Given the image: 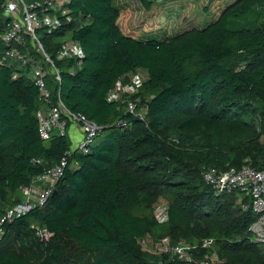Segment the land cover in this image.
<instances>
[{
    "label": "trees",
    "instance_id": "1",
    "mask_svg": "<svg viewBox=\"0 0 264 264\" xmlns=\"http://www.w3.org/2000/svg\"><path fill=\"white\" fill-rule=\"evenodd\" d=\"M143 3L150 10L156 1ZM64 8L58 25L39 30L62 76L58 83L50 74L47 85L52 100L60 93L102 129L88 152L73 148L68 132L40 136L52 101L41 97L31 66L2 62L9 19L0 0V218L23 200L22 186L67 161L44 203L3 224L0 264H264L251 196L219 193L203 176L211 167H264V0H234L200 24L184 12L180 29L142 35L124 32L118 0H68ZM67 38L81 57L60 56ZM138 69L148 78L130 112L127 97L110 94ZM42 227L50 239L38 235ZM165 237L194 246V259L146 252V242Z\"/></svg>",
    "mask_w": 264,
    "mask_h": 264
},
{
    "label": "built area",
    "instance_id": "2",
    "mask_svg": "<svg viewBox=\"0 0 264 264\" xmlns=\"http://www.w3.org/2000/svg\"><path fill=\"white\" fill-rule=\"evenodd\" d=\"M67 1L2 0L3 12L9 19L2 34V40L7 47L2 62H16L22 69L31 66L29 75L38 87L41 97L49 102L52 101L50 106L42 110L40 114V136L48 139L54 134L64 135L68 132L69 124L75 123L83 132L82 140L76 148L88 152V146L102 127L83 112L68 108L60 93L56 100H52V93L47 85V78L52 74L54 80L60 83L62 80L61 71L46 52L39 36L41 28L50 29L59 24V15L67 13L64 8V4ZM25 35L30 37V42H27ZM64 43V47L60 52L61 57H81L83 55L82 48L78 44L68 40ZM33 48L43 55L44 61L48 65L46 68L40 60L35 59L32 53ZM115 88L111 92L110 98L119 99L116 96ZM135 110V102H129L128 111L135 112ZM37 162L40 161L37 160ZM66 165V158H63L61 162L34 178L30 185L20 188L23 200L14 207H9L0 218V238L3 236V224L6 221H12L14 218L26 214L34 205L42 204L47 200L55 189L56 183L63 175ZM203 176L205 182L219 193L237 190L251 196L252 208L257 214V219L252 224L251 230L256 240L264 244V167L256 169L251 166H244L241 169L231 168L225 171L211 167L204 171ZM37 233L46 240L53 235L45 227L38 228ZM159 243L161 244V250L174 258L184 261H192L194 259L193 249L195 247L187 242L179 241L173 243L169 237H165ZM210 244L211 241H205L204 246ZM201 264H214V260L211 257H205Z\"/></svg>",
    "mask_w": 264,
    "mask_h": 264
},
{
    "label": "rangeland",
    "instance_id": "3",
    "mask_svg": "<svg viewBox=\"0 0 264 264\" xmlns=\"http://www.w3.org/2000/svg\"><path fill=\"white\" fill-rule=\"evenodd\" d=\"M118 1L124 4V11L119 20L124 32L138 34L142 28V31H150L154 29L160 31L166 29L176 31L180 29L184 25L177 21L178 15L185 9V13H187L191 19L194 20L193 22H197L198 24H200V22L204 23L211 17L219 14L221 8H226L234 0H170L167 1L166 5L159 3V0H155L156 3L150 10L146 9L143 0ZM169 9L172 10L169 11ZM65 40H68V38L63 41ZM146 77V71L140 69L132 74L128 79H121V81L124 80L121 82V85L123 84V86H127L130 89V91L126 92L124 95L127 97L125 98L126 102L129 103L133 101L132 96L136 93L138 83L146 80ZM124 96H122V99H124ZM165 208L166 201L161 199L157 206L158 216L164 215ZM160 245L161 244L159 242L151 239L145 243V250L146 252L152 251L151 253L160 255L163 253Z\"/></svg>",
    "mask_w": 264,
    "mask_h": 264
},
{
    "label": "crops",
    "instance_id": "4",
    "mask_svg": "<svg viewBox=\"0 0 264 264\" xmlns=\"http://www.w3.org/2000/svg\"><path fill=\"white\" fill-rule=\"evenodd\" d=\"M164 10H168V9H164ZM172 9H169V11H171ZM153 11V10H152ZM167 11V12H169ZM186 11L183 10L181 11V13H184ZM166 12V11H165ZM180 13V14H181ZM179 14V15H180ZM143 29V28H142ZM142 29H140V32L138 34H134V35H142L145 31H142ZM150 31H158L157 29H154V30H150ZM140 70V69H138ZM136 70V71H138ZM143 70V69H141ZM143 71H146V70H143ZM146 74H147V77L146 79L148 78V73L146 71ZM124 81V80H122ZM121 80H119V82L117 83V86L115 88L116 90V96L119 97V99H122V96L125 95L126 92H129L130 89L127 87V86H123V84L121 85ZM68 135L70 136L71 140H72V143H73V147L76 148L77 145L80 143V141L82 140V137H83V132L80 130L79 126L75 123H70L69 124V127H68Z\"/></svg>",
    "mask_w": 264,
    "mask_h": 264
}]
</instances>
